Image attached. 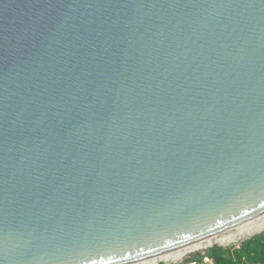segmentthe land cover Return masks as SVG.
Here are the masks:
<instances>
[{
    "label": "water",
    "instance_id": "water-1",
    "mask_svg": "<svg viewBox=\"0 0 264 264\" xmlns=\"http://www.w3.org/2000/svg\"><path fill=\"white\" fill-rule=\"evenodd\" d=\"M264 221V0H0V264H148Z\"/></svg>",
    "mask_w": 264,
    "mask_h": 264
},
{
    "label": "trees",
    "instance_id": "trees-1",
    "mask_svg": "<svg viewBox=\"0 0 264 264\" xmlns=\"http://www.w3.org/2000/svg\"><path fill=\"white\" fill-rule=\"evenodd\" d=\"M210 256L213 264H264V234L242 245L234 254L230 250L214 247Z\"/></svg>",
    "mask_w": 264,
    "mask_h": 264
},
{
    "label": "bare ground",
    "instance_id": "bare-ground-1",
    "mask_svg": "<svg viewBox=\"0 0 264 264\" xmlns=\"http://www.w3.org/2000/svg\"><path fill=\"white\" fill-rule=\"evenodd\" d=\"M264 230V221L253 226V227H250L248 229H245L243 231H240L238 233H235L233 235H230L226 238H223L221 240H218L216 242H213L211 244H208L206 246H203L201 248H198L196 250H193V251H204L205 249H207L208 247L212 246V245H215V244H218V245H227V244H230V243H236L238 241H240L242 238L244 237H247V236H250V235H254L255 233L257 234L258 232L260 231H263ZM191 251V252H193ZM191 252H187V253H183V254H180V255H176V256H173V257H169V258H166V259H162V260H158V261H155V262H151V263H148V264H159V263H164V264H168V263H175V262H178L180 260H182L184 257H186L189 253Z\"/></svg>",
    "mask_w": 264,
    "mask_h": 264
},
{
    "label": "rangeland",
    "instance_id": "rangeland-1",
    "mask_svg": "<svg viewBox=\"0 0 264 264\" xmlns=\"http://www.w3.org/2000/svg\"><path fill=\"white\" fill-rule=\"evenodd\" d=\"M263 234H264V230L258 232L257 234L255 233L254 235L244 237L236 243H230L227 245L215 244V245L208 247L204 251H193V252L189 253L186 257H184L182 260L175 262L173 264H182V263H188V262H191L194 264H200L201 262H203V258L205 256H209L211 258L210 250L214 247H221L223 249L230 250L234 254L235 251L238 250L242 245L249 243L250 241H255L256 239H259ZM159 264H164V263H159ZM168 264H172V263H168Z\"/></svg>",
    "mask_w": 264,
    "mask_h": 264
},
{
    "label": "built area",
    "instance_id": "built-area-1",
    "mask_svg": "<svg viewBox=\"0 0 264 264\" xmlns=\"http://www.w3.org/2000/svg\"><path fill=\"white\" fill-rule=\"evenodd\" d=\"M183 264H194V263L188 262V263H183ZM200 264H213V261L209 256H205L203 258V262H201Z\"/></svg>",
    "mask_w": 264,
    "mask_h": 264
}]
</instances>
